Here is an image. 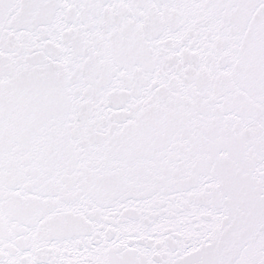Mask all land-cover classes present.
Masks as SVG:
<instances>
[{
	"label": "snow or ice",
	"instance_id": "6c2138e0",
	"mask_svg": "<svg viewBox=\"0 0 264 264\" xmlns=\"http://www.w3.org/2000/svg\"><path fill=\"white\" fill-rule=\"evenodd\" d=\"M0 264H264V0H0Z\"/></svg>",
	"mask_w": 264,
	"mask_h": 264
}]
</instances>
